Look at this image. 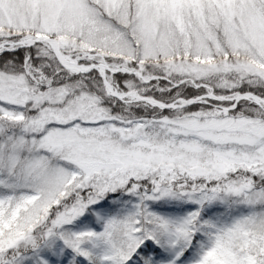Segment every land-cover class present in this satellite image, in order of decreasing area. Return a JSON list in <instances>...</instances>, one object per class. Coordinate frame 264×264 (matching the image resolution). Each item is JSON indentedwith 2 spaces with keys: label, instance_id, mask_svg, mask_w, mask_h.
<instances>
[{
  "label": "snow or ice",
  "instance_id": "1",
  "mask_svg": "<svg viewBox=\"0 0 264 264\" xmlns=\"http://www.w3.org/2000/svg\"><path fill=\"white\" fill-rule=\"evenodd\" d=\"M0 264H264V0H0Z\"/></svg>",
  "mask_w": 264,
  "mask_h": 264
}]
</instances>
